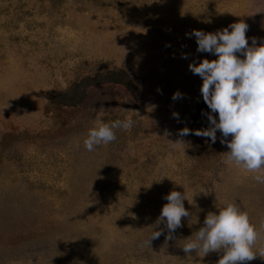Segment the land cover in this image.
Wrapping results in <instances>:
<instances>
[{"label":"rangeland","instance_id":"obj_1","mask_svg":"<svg viewBox=\"0 0 264 264\" xmlns=\"http://www.w3.org/2000/svg\"><path fill=\"white\" fill-rule=\"evenodd\" d=\"M240 21L249 44L264 38V0H0V264H217L222 253L182 247L227 203L260 233L246 264H264L258 173L227 161L220 132L214 144L178 134L209 126L194 120L202 79L189 64L217 59L186 33ZM108 70L136 88L104 83L76 105L54 103ZM125 118L135 124L114 142L85 148L90 128ZM173 190L191 215L174 240L165 229L149 245Z\"/></svg>","mask_w":264,"mask_h":264},{"label":"clouds","instance_id":"obj_2","mask_svg":"<svg viewBox=\"0 0 264 264\" xmlns=\"http://www.w3.org/2000/svg\"><path fill=\"white\" fill-rule=\"evenodd\" d=\"M248 27L240 21L216 32L193 30L186 33L189 38L195 37L198 52L213 54L217 59L205 58L189 64L190 71L202 79L200 92L210 109L206 113L209 126L196 130L185 127L178 134L210 138L214 144L217 132H220L221 143L228 148L227 161L258 173L254 180L264 184V174H260L264 173V38L252 37L249 44L246 37ZM181 98L183 94L179 91L172 96L174 101ZM173 115L178 117V113ZM134 124L132 118L101 122L88 130L84 146L89 152L94 151L97 146L114 142L117 139L115 130L127 131ZM172 143L185 144L182 141ZM164 199L167 203L151 225L153 231L147 240L149 245L165 235V229V239L174 240L175 231L182 227V218L191 215L185 207L184 193L173 190ZM259 236L247 212L235 203H227L217 212L206 215L203 225L184 239L182 250L186 255L222 253L217 264H246L260 256L253 251Z\"/></svg>","mask_w":264,"mask_h":264},{"label":"trees","instance_id":"obj_3","mask_svg":"<svg viewBox=\"0 0 264 264\" xmlns=\"http://www.w3.org/2000/svg\"><path fill=\"white\" fill-rule=\"evenodd\" d=\"M104 83L121 84L129 91L134 90L137 86L135 79L124 70H108L106 72L97 73L94 76H87L73 83L66 91L57 95L54 103L60 105H76L85 98L87 89L90 86ZM60 98L62 99L60 100ZM208 112H210V109H208L202 98L198 103L194 120L206 123V113Z\"/></svg>","mask_w":264,"mask_h":264}]
</instances>
